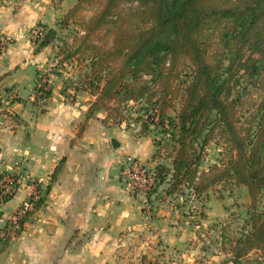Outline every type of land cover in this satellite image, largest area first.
<instances>
[{"label":"trees","instance_id":"trees-1","mask_svg":"<svg viewBox=\"0 0 264 264\" xmlns=\"http://www.w3.org/2000/svg\"><path fill=\"white\" fill-rule=\"evenodd\" d=\"M120 1L76 0L57 29L43 27L36 50L61 41L54 72L80 66L66 88L73 101L79 91L94 97L89 114L146 99L139 132L158 125L165 137L153 157L157 185L145 196L162 182L167 193L183 186L194 197L245 186L253 209L247 230L226 238L227 262L264 264V209H255L264 198V0H136L128 10ZM69 25L65 42L59 30ZM209 142L221 158L202 170Z\"/></svg>","mask_w":264,"mask_h":264},{"label":"crops","instance_id":"crops-1","mask_svg":"<svg viewBox=\"0 0 264 264\" xmlns=\"http://www.w3.org/2000/svg\"><path fill=\"white\" fill-rule=\"evenodd\" d=\"M75 3L0 2V33L9 40L0 55V173L19 172L41 186L40 202L20 232L0 242V264H201L199 229L211 215L199 218L179 206L183 186L182 195L167 193L162 182L147 197L124 183V158L152 165L151 131L89 114L87 92L73 101L66 86L75 70L54 72L60 40L36 50L31 31L57 29ZM71 30H59V39L69 42ZM44 80L50 94L32 100ZM26 186L22 181L0 203V230L25 199Z\"/></svg>","mask_w":264,"mask_h":264},{"label":"rangeland","instance_id":"rangeland-1","mask_svg":"<svg viewBox=\"0 0 264 264\" xmlns=\"http://www.w3.org/2000/svg\"><path fill=\"white\" fill-rule=\"evenodd\" d=\"M118 9L128 10L130 7L136 6V0L120 1L115 4ZM89 11H86V13ZM69 33H72L71 31ZM87 63L83 61L81 67ZM80 67V66H79ZM77 67L76 71L73 73V78L71 80H76L77 75L81 74L80 68ZM82 69V68H81ZM74 70V69H72ZM183 77V76H182ZM88 94V93H87ZM84 96H86L84 94ZM90 103H93L94 97L89 94ZM145 98L139 99L137 101H127L125 104H114L113 102L107 103L104 107L97 109L102 117H111L114 121H121L126 129H131L133 131H141V122L146 119L147 105ZM168 114H173L172 111H168ZM124 117V120H120V117ZM149 130L154 137L155 143L162 142L165 134H161V126L150 125ZM221 148L214 142H209L206 146L204 160L201 169H207L210 165L219 163ZM153 166V161H151ZM149 165V164H147ZM185 191V195L179 198V206L181 205L185 210L192 212L196 217L208 213L211 215L209 223H205L199 229V249L197 248V256L201 260V264H233L227 262L229 259V243L227 237H236L240 233L247 230L244 227L246 220L248 219L249 211L253 208L251 198L248 195L247 189L243 185L222 183L211 187L208 190L207 195L204 197H193V195L188 194V190L182 188ZM252 204V205H251ZM255 209L261 211L264 209V198H258L255 203ZM207 216V214H205ZM252 259L255 254L252 253Z\"/></svg>","mask_w":264,"mask_h":264},{"label":"built area","instance_id":"built-area-1","mask_svg":"<svg viewBox=\"0 0 264 264\" xmlns=\"http://www.w3.org/2000/svg\"><path fill=\"white\" fill-rule=\"evenodd\" d=\"M5 0H0V2ZM44 31L42 26L33 29L30 33L32 41L36 44L41 32ZM9 43L8 38L0 33V55L5 50ZM46 85L44 89L49 87L47 80H44ZM42 82L37 86L36 91L31 95L32 100L47 97L43 89L39 90ZM154 165L142 164L139 161L127 157L122 161V177L124 183L133 194H145L146 191L153 189L157 185V178L154 171ZM26 180L28 193L25 199L19 206L6 217L5 227L0 230V239L11 240L20 232L22 223L25 218L33 211L40 200V181L30 180L26 175L13 173H0V203L11 197L21 185V182Z\"/></svg>","mask_w":264,"mask_h":264}]
</instances>
